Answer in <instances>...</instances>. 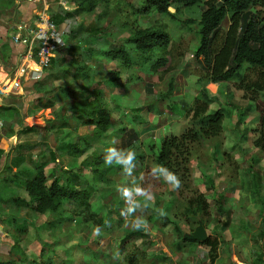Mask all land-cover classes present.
<instances>
[{"label": "rangeland", "instance_id": "1", "mask_svg": "<svg viewBox=\"0 0 264 264\" xmlns=\"http://www.w3.org/2000/svg\"><path fill=\"white\" fill-rule=\"evenodd\" d=\"M9 1L0 0V30L4 32L0 44V92L19 77V71L23 75L22 90L21 93L11 92L14 88L6 90V95L0 97V106L12 103L21 111L0 112V120L3 119L0 132L2 138L9 137L14 125L17 130L22 127L23 131L9 138L8 143L20 142L30 146L20 151L14 147L12 154L35 155L37 164H46L45 173L50 182L55 168H64L72 175L79 170L82 161L89 163L95 156L103 155V149L115 139V147L136 151L134 176L155 193L154 208H163L167 215L159 217L150 210L146 213L150 230L144 232V237L132 238L122 246L121 241L131 228L125 226L119 214L124 204L115 187L130 178L124 177L118 167H107L103 163L101 167L96 166L98 171L101 170L99 181L88 165L82 169L79 181L93 185L88 212L79 213L73 203L66 202L63 215L72 220L59 227L52 228L51 225L59 216L38 215L27 209L21 212L25 219L13 224L14 217L19 215L11 198H27L21 182L28 176L9 184L3 178L10 176L0 164V200L6 201L0 202V262L41 264L50 259L52 264H264V238L256 237L261 230L264 210V154L254 146L257 134L253 131L259 123V112L264 108V91L254 92L247 88L260 82L259 75L253 69H246L233 81L213 85L208 83L202 63L193 57L198 46L199 16L205 7L216 1L204 0L192 8H180L178 13L170 7L167 11L174 14L175 19H172L158 14L136 16L135 10L144 0H110L108 7L99 5L92 13L74 20L71 30L79 34L71 40L65 24H61L59 30L65 34L67 50L69 48L76 55L83 49L93 50L92 57L85 60L89 73L80 80L56 71L61 60L40 74H33V63H20L15 69L16 64L10 57L9 41L16 35L19 20L23 18L36 24L40 14L45 12L49 16L67 1L13 0V4ZM259 12L264 18L263 9ZM187 21L191 23H185ZM133 25L162 29L169 34V62L155 74L146 67L137 68L131 73L130 81L127 79L124 83L127 78L124 75L118 83L120 86H116L109 79L117 68L114 63L95 54L100 45H105L104 41L96 40L103 38L119 42L128 37ZM227 27L225 21L219 40ZM159 56L160 51L155 50L150 64ZM170 79L175 81L174 88L176 86L171 100L165 95ZM36 82H41V91L54 94L52 108H37L36 101L42 98V94L32 89ZM59 88L84 92L86 97L97 95L110 111L112 129L78 159L68 156L70 147L76 143L77 136L89 138L92 127L76 128L75 113L72 112L74 102L80 100H74L72 96L62 99L57 92ZM196 100L206 105L207 113L222 108L227 115L218 136H200L197 143L188 147L190 153L178 170L182 187L172 191L162 180H153L148 171L156 164L154 155L164 136H180L187 130L200 128L201 119L188 116L183 107L187 103L191 109ZM28 112L29 117L26 116ZM55 116L59 119L54 120ZM24 126L33 132H24ZM221 197L222 210L217 212L212 202ZM198 198H203L207 205L205 213L188 216L185 206L195 203ZM105 221L111 226L104 227L102 235L95 237L93 226H104ZM199 221L211 245L183 242L174 228L178 226L182 233H191ZM23 224L26 231L20 234L22 232L18 230L24 227ZM117 251L119 258H115Z\"/></svg>", "mask_w": 264, "mask_h": 264}, {"label": "trees", "instance_id": "2", "mask_svg": "<svg viewBox=\"0 0 264 264\" xmlns=\"http://www.w3.org/2000/svg\"><path fill=\"white\" fill-rule=\"evenodd\" d=\"M71 6L74 5V10L66 11L61 5L55 8V11L50 12L49 20L56 27H60L61 24L67 18H72L73 21L83 15L92 13L99 5L108 7L110 0H65V2ZM204 0H144L141 7L136 11V16H148L150 14L166 15L172 19H175L174 14H169L167 11L175 8V12L178 13L180 8L189 9L193 6L202 3ZM216 3L208 5L203 9L197 22L198 26V46L196 47L193 57L194 59L202 63L203 69L206 73L208 83L216 85L221 83H227L241 77V73L246 69H253L257 71L260 82L254 83L251 86H247L251 91L262 92L264 91V18L261 17L262 13L260 9L264 11V0H215ZM9 4H13V0L9 1ZM255 12H251V10ZM227 21L228 27L225 33L219 40V33L223 23ZM185 23H191L187 21ZM79 34L78 31L70 30L68 33L69 39H74ZM67 41V40H66ZM97 42L104 41L105 45H100L95 52L97 56L104 58L110 63H114L116 71L113 72V77L109 81L120 86L118 83L124 75L127 76L124 79V83L130 81L129 77L131 73L139 68H148V71L152 74L158 72L160 68H164L169 62L168 52L171 46V38L169 34L154 27L140 28L135 25L131 26L128 37L123 38L119 42L107 41L103 38H97ZM108 45V46H107ZM155 50L160 51V56L156 58L153 64L152 54ZM92 49H83L80 54L76 55L67 50L66 56L60 55L55 59H52L51 65H55L58 61H62L60 65L56 66L57 72L72 77L76 80L85 79L89 73V69L85 64L87 58L92 57ZM70 52V55H69ZM64 56V57H63ZM70 59L66 60L67 57ZM150 64V65H149ZM137 79V78H136ZM175 81L169 80L168 90L165 95L172 98V93L176 89L174 88ZM32 89L37 94H42L36 101L37 108L47 109L52 108V92L41 91V82H36L32 86ZM57 92L61 95L62 99H70V96L74 97V100H80V102H74L75 108L72 112L75 113L76 128L79 127H92V134L89 138L85 136H77V141L70 147L68 156L78 159L85 153L92 150L95 143L104 138L108 131L112 129L110 111L105 106V103L96 95L86 97L84 92H75L68 88H59ZM45 99V100H44ZM84 101V102H83ZM73 103V105H74ZM185 113L192 118H200V128L187 130L186 133L180 136H164L161 145L155 151L154 161L156 164H162L169 168L178 175V170L181 164L186 162V155H188V147L198 142L200 136L204 138H211L218 136L222 131V123L226 118L227 113L222 108H218L212 112L207 113L206 105L200 104L197 100L194 102L191 109V105L184 103L183 105ZM170 109L171 107L168 106ZM10 108L6 106H0V112H6ZM227 112V111H226ZM257 127L253 130L257 134V138L254 141L255 148L259 149L260 153L264 154V108L259 112ZM30 116V112L26 114ZM58 120L59 117L55 116L54 120ZM25 127V126H24ZM149 127V126H148ZM26 128V127H25ZM13 131V129H11ZM37 128L34 129L36 131ZM11 131V135L13 132ZM23 131V128L21 129ZM19 131V132H21ZM31 131V132H30ZM123 131V130H122ZM24 132L32 133L33 130L29 127ZM7 134V132H6ZM19 134V133H18ZM9 136V137H10ZM8 137V136H7ZM8 137V138H9ZM7 141H0V157L7 149ZM30 146L26 144H18L16 148L20 151L21 148H28ZM14 153V151H13ZM103 155L95 156L89 163L84 160L80 164L79 170L69 175L64 168H55V173L51 177V181L48 182V175L45 173L46 164L40 163L35 165V174L33 177L21 182L24 192L27 198H16L15 205L17 207L25 208L35 214L44 215H57L51 225L52 228L59 227L66 221H71L72 218L63 215V204L71 202L74 204V208L78 212L84 210L88 212L91 193L93 185L83 184L80 180L82 177V169L89 167L92 174L96 176V180L99 181L100 176L98 173V167L103 164ZM26 158L32 163H36L33 154H25L22 152L17 153L16 156H11L6 160L4 165V171L9 174L10 177L14 176V170L19 167L20 163ZM181 158V159H180ZM185 167H187L185 165ZM14 173V174H13ZM7 178H9L7 176ZM7 178H3L7 182ZM81 187V188H80ZM214 209L217 212L222 210V197L217 201L212 202ZM206 203L203 198H198L195 203L190 206H185V211L188 216L197 217L202 215L206 210ZM63 215V216H61ZM202 223V222H201ZM24 226V224H23ZM261 230L256 236L260 240L264 238V210L260 221ZM179 237L183 242L193 244H206L211 245L209 240L204 242L189 241L183 239V234L178 226H174ZM25 233L26 227H22L18 230ZM144 232L133 231L132 229L125 235L121 241L123 246L127 241L132 238L144 237ZM0 264H13L10 261L0 262ZM41 264H52L50 259L42 262Z\"/></svg>", "mask_w": 264, "mask_h": 264}, {"label": "clouds", "instance_id": "3", "mask_svg": "<svg viewBox=\"0 0 264 264\" xmlns=\"http://www.w3.org/2000/svg\"><path fill=\"white\" fill-rule=\"evenodd\" d=\"M66 11L74 10V5L64 3ZM73 19L67 18L64 21L65 31H70L73 25ZM57 44L63 45V41L57 39ZM117 141L113 139L110 145L103 149V163L107 167H118L122 171V175L127 179L126 182L117 184L115 191L124 207L120 209V216L125 221V226L133 231L148 232L150 230V222L146 213L154 210L159 217L167 215L163 208H154L156 195L150 187L144 186L138 182L134 176L137 167V153L132 148H117ZM148 175L156 181L162 180L172 191H177L182 187V181L173 171L162 164H154L148 171ZM110 222L105 221L104 226L94 225L92 232L95 237H100L104 232V227H110ZM120 253H115V258H119Z\"/></svg>", "mask_w": 264, "mask_h": 264}, {"label": "built area", "instance_id": "4", "mask_svg": "<svg viewBox=\"0 0 264 264\" xmlns=\"http://www.w3.org/2000/svg\"><path fill=\"white\" fill-rule=\"evenodd\" d=\"M16 28V35L12 37V42L25 46L23 59L32 60L37 67V70L32 72L33 74H40L50 66L52 59L65 55L67 52L68 45L63 38L64 32L52 24L46 15L40 16L39 21L34 25L19 23ZM57 39L63 41V45L57 44ZM22 77L21 73L16 79V87L11 92H17V88L22 90ZM4 95L6 94L0 92V97Z\"/></svg>", "mask_w": 264, "mask_h": 264}, {"label": "crops", "instance_id": "5", "mask_svg": "<svg viewBox=\"0 0 264 264\" xmlns=\"http://www.w3.org/2000/svg\"><path fill=\"white\" fill-rule=\"evenodd\" d=\"M60 2V1H59ZM44 4H45V2H44ZM47 16V14L44 12V16ZM48 17V16H47ZM49 18V17H48ZM30 21V20H29ZM16 23V22H15ZM18 23H26L27 25H34L33 23H31V22H26V20L25 19H23L22 18V20H19L18 21ZM3 36H4V32L2 31V30H0V44H2V40H1V38H3ZM69 49V48H68ZM9 50L11 51V54H10V57H11V60H13V62H15L14 64H16V66H15V69L17 68V65L19 66L20 65V63L22 64V63H27V62H32L33 64H34V62L32 61V60H28V61H25L24 59H23V57H24V55H25V46L23 45V44H15V43H13L12 42V39H11V41H9ZM66 54H67V52H66ZM66 54L64 55V56H66ZM63 56V57H64ZM23 60V61H22ZM35 65V64H34ZM11 73V72H10ZM16 82V81H15ZM0 83H2V82H0ZM1 86V85H0ZM4 87L6 86L5 84L3 85ZM26 86V85H25ZM24 86V87H25ZM33 91V90H32ZM20 93H21V90H20ZM1 105H3V106H6V107H8V108H10L9 110H8V112H20L21 111V109L20 110H18V106H16V104H9V105H6V104H1ZM41 109V108H40ZM46 110H48V109H46ZM2 120L3 119H1L0 120V127L1 126H3V122H2ZM8 122H10L9 120H8ZM23 126V125H22ZM14 128V129H13ZM12 129L14 130L13 131V135L12 136H16L18 133H20L19 131H21V129H22V127H21V129L20 130H17V129H15V125H14V127H13ZM33 134H35V133H33ZM12 136H10L9 138H11ZM2 138V135H1V132H0V141L2 140V139H6V141H7V143H8V139L9 138H7V137H4L3 136V138ZM13 138H15V137H13ZM12 138V139H13ZM17 142V141H16ZM14 143H15V141H14ZM18 144H20V142L19 143H15V144H13L12 145V143H8V147H7V149L4 151V153L1 155V157H0V164L1 165H3L2 167L4 168V165H5V163H6V160H7V158L9 157V159L11 158V156H16L17 154H12V149L14 148V147H16V145H18ZM33 158L35 159L36 158V156L35 155H33ZM35 165H37V163H32V162H30L29 160H28V158H26L23 162H21L20 163V165H19V167L18 168H16L15 170H14V176H12V177H9V178H7L6 180H7V182L10 184V183H12L14 180H18L19 179V177H22V176H24V175H26V176H28L26 179L25 178H23V181L24 180H27V179H29V178H31V177H33V175L35 174ZM2 168V169H3ZM15 187V186H14ZM13 187V188H14ZM25 194V193H24ZM16 198H19V199H25L24 197H13V198H11L12 199V202H14V204H15V199ZM0 202L2 203V202H6L5 201V199H3V200H0ZM16 209H15V212L17 213V215H19V217H14V219L12 220V223L13 224H16L17 222H20V221H22V219H25V217H22V215H21V212L25 209V208H21V207H17L16 205L14 206ZM26 210V209H25ZM5 219V217H2V220H4ZM7 219V218H6Z\"/></svg>", "mask_w": 264, "mask_h": 264}, {"label": "water", "instance_id": "6", "mask_svg": "<svg viewBox=\"0 0 264 264\" xmlns=\"http://www.w3.org/2000/svg\"><path fill=\"white\" fill-rule=\"evenodd\" d=\"M207 234L201 221L198 222L197 227L191 233H184L183 239L189 241L204 242L207 240Z\"/></svg>", "mask_w": 264, "mask_h": 264}, {"label": "bare ground", "instance_id": "7", "mask_svg": "<svg viewBox=\"0 0 264 264\" xmlns=\"http://www.w3.org/2000/svg\"><path fill=\"white\" fill-rule=\"evenodd\" d=\"M39 16H44V14H40ZM32 63V62H31ZM30 66V65H29ZM32 69H34L33 71H35V70H37V67L33 64V67H32ZM20 70V69H19ZM18 74H19V76H20V71L19 72H17ZM16 80H13V82L10 84V86L8 87V88H6L5 90H3L2 91V93L3 94H5V92H6V90H8V89H10V88H15L16 87V82H15ZM16 91L18 92V93H20V89L19 88H17L16 89ZM8 92V91H7Z\"/></svg>", "mask_w": 264, "mask_h": 264}]
</instances>
